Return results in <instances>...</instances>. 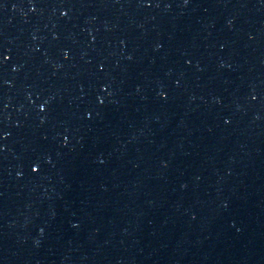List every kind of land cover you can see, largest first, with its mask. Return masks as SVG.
<instances>
[{
    "label": "water",
    "instance_id": "1",
    "mask_svg": "<svg viewBox=\"0 0 264 264\" xmlns=\"http://www.w3.org/2000/svg\"><path fill=\"white\" fill-rule=\"evenodd\" d=\"M0 264H264V0H0Z\"/></svg>",
    "mask_w": 264,
    "mask_h": 264
}]
</instances>
